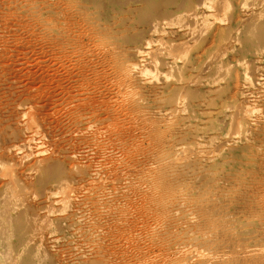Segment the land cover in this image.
<instances>
[{"label":"rangeland","instance_id":"obj_1","mask_svg":"<svg viewBox=\"0 0 264 264\" xmlns=\"http://www.w3.org/2000/svg\"><path fill=\"white\" fill-rule=\"evenodd\" d=\"M0 264H264V0H0Z\"/></svg>","mask_w":264,"mask_h":264}]
</instances>
